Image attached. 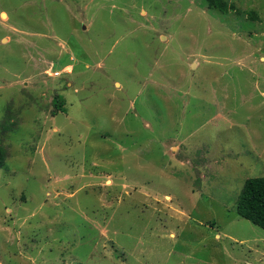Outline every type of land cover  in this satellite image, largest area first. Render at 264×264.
<instances>
[{
	"label": "rangeland",
	"instance_id": "374dc122",
	"mask_svg": "<svg viewBox=\"0 0 264 264\" xmlns=\"http://www.w3.org/2000/svg\"><path fill=\"white\" fill-rule=\"evenodd\" d=\"M225 1L0 0V264H264V0Z\"/></svg>",
	"mask_w": 264,
	"mask_h": 264
},
{
	"label": "trees",
	"instance_id": "16d2710c",
	"mask_svg": "<svg viewBox=\"0 0 264 264\" xmlns=\"http://www.w3.org/2000/svg\"><path fill=\"white\" fill-rule=\"evenodd\" d=\"M209 9L227 14L235 12V7L229 5L225 0H205ZM240 13V11H237ZM53 100L56 110L62 111L64 102L57 98ZM6 152L0 143V168L5 164ZM236 214L242 219L252 223L264 231V177L247 179L238 195Z\"/></svg>",
	"mask_w": 264,
	"mask_h": 264
}]
</instances>
